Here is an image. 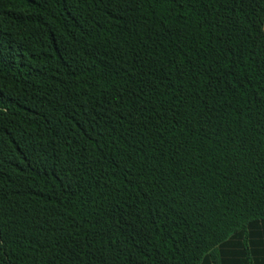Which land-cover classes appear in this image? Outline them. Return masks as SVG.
I'll use <instances>...</instances> for the list:
<instances>
[{
	"label": "trees",
	"instance_id": "1",
	"mask_svg": "<svg viewBox=\"0 0 264 264\" xmlns=\"http://www.w3.org/2000/svg\"><path fill=\"white\" fill-rule=\"evenodd\" d=\"M263 244L264 0H0V264Z\"/></svg>",
	"mask_w": 264,
	"mask_h": 264
},
{
	"label": "crops",
	"instance_id": "2",
	"mask_svg": "<svg viewBox=\"0 0 264 264\" xmlns=\"http://www.w3.org/2000/svg\"><path fill=\"white\" fill-rule=\"evenodd\" d=\"M263 246H264V244H263ZM231 260H233V259H231ZM232 262H230V264H234V262L233 263ZM205 264H216V263L213 260H209V261L205 262Z\"/></svg>",
	"mask_w": 264,
	"mask_h": 264
}]
</instances>
